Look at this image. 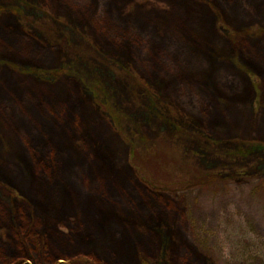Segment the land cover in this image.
Returning a JSON list of instances; mask_svg holds the SVG:
<instances>
[{
  "label": "rangeland",
  "instance_id": "1",
  "mask_svg": "<svg viewBox=\"0 0 264 264\" xmlns=\"http://www.w3.org/2000/svg\"><path fill=\"white\" fill-rule=\"evenodd\" d=\"M0 264H264V0H0Z\"/></svg>",
  "mask_w": 264,
  "mask_h": 264
},
{
  "label": "trees",
  "instance_id": "2",
  "mask_svg": "<svg viewBox=\"0 0 264 264\" xmlns=\"http://www.w3.org/2000/svg\"><path fill=\"white\" fill-rule=\"evenodd\" d=\"M208 176L211 178L212 181H217V182H218V180H219V179H218V178H219V175H218V174L210 173ZM199 181H200V180H197V181H196V182H197L196 184H199Z\"/></svg>",
  "mask_w": 264,
  "mask_h": 264
}]
</instances>
